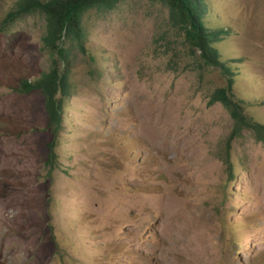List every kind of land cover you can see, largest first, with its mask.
<instances>
[{"label":"rangeland","instance_id":"obj_1","mask_svg":"<svg viewBox=\"0 0 264 264\" xmlns=\"http://www.w3.org/2000/svg\"><path fill=\"white\" fill-rule=\"evenodd\" d=\"M206 1L230 74L162 0L84 13L51 163L43 97L15 88L48 65L42 14L0 30V264H264V141L227 142L210 101L231 77L264 124V0Z\"/></svg>","mask_w":264,"mask_h":264},{"label":"trees","instance_id":"obj_2","mask_svg":"<svg viewBox=\"0 0 264 264\" xmlns=\"http://www.w3.org/2000/svg\"><path fill=\"white\" fill-rule=\"evenodd\" d=\"M120 0H12L5 11L0 30L20 15L39 11L44 25L40 34V44L45 51L48 65L34 77H20L16 90L28 93L38 90L43 97L46 113V128L49 138L46 141L47 162L55 156L56 138L62 126L65 103L71 94L69 70L73 49L85 50V32L82 25L84 13L90 8L110 9ZM168 7L169 16L190 26L191 35L200 49L205 63L219 67L223 75L230 74L232 68L226 62L216 42L223 36L221 30L211 29L204 21L209 12L206 0H162ZM232 78L227 77L224 86L217 87L210 101L220 100L229 110L233 124L227 142L241 135L244 129L250 130L256 140L264 141V124L239 109L231 98ZM227 162V161H226ZM228 168L230 163L227 162Z\"/></svg>","mask_w":264,"mask_h":264}]
</instances>
